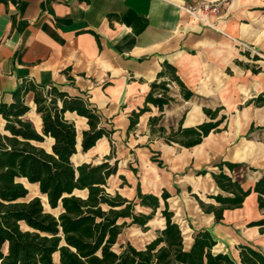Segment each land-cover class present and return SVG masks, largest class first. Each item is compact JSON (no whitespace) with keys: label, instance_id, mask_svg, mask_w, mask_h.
Returning a JSON list of instances; mask_svg holds the SVG:
<instances>
[{"label":"crops","instance_id":"0c3cea01","mask_svg":"<svg viewBox=\"0 0 264 264\" xmlns=\"http://www.w3.org/2000/svg\"><path fill=\"white\" fill-rule=\"evenodd\" d=\"M201 1L213 0H0V105L12 103V92L24 80L83 98L96 108L101 126L111 135L84 152L87 119L66 111L64 119L76 131L72 164L116 163L106 190L127 200L135 199L137 186L158 197L166 191L186 249L194 232L208 230L216 241L213 252L240 264L238 245L264 253V234L248 226L264 217L257 194L250 193L241 208L226 210L220 223L200 209L193 195L215 204L208 196L222 192L212 173L223 161L243 165L223 171L245 189L264 176V106L248 103L264 93V0H224L217 14H202L201 19L184 10ZM163 63L176 69L194 97L184 100L178 86L170 85L173 101L163 111L148 105L149 111L128 131L129 115L144 106ZM24 100L29 108L24 119L42 134L34 93ZM203 108H221L226 128L194 147L167 144L150 133L149 119L155 116H161L168 131L181 119L183 127L209 121ZM4 125L0 115V133H5ZM53 143L44 136L39 145L51 152ZM21 181L28 189L24 201L38 197L47 212H61L49 207L38 184ZM74 194L85 197L87 192ZM162 209L160 199L146 230L124 227L113 249L119 252L128 243L143 249L164 228ZM136 211L148 214L150 209L136 206ZM53 261L58 264L57 253Z\"/></svg>","mask_w":264,"mask_h":264},{"label":"trees","instance_id":"16d2710c","mask_svg":"<svg viewBox=\"0 0 264 264\" xmlns=\"http://www.w3.org/2000/svg\"><path fill=\"white\" fill-rule=\"evenodd\" d=\"M252 71L258 73L260 70ZM172 84L178 86L184 100L194 97L176 69L163 63L150 85L144 106L129 115L128 131L149 111L148 105L163 111L173 101L169 89ZM30 91L34 93L36 112L42 119V134L24 119L29 110L24 96ZM248 103L264 106V93ZM66 111L87 119L89 128L83 132L81 143L84 152L101 137H110L111 131L101 126L96 108L83 98L69 96L54 86L43 87L24 80L12 92V103L0 105V115L5 122V133H0V264H54L56 253L58 264H236L227 254L213 252L216 241L208 230L194 232L191 246L185 248L182 231L169 210L166 191L158 197L142 193L137 186L135 199L127 200L106 190L108 178L116 174V163L111 165L104 161L75 167L71 156L76 153V131L74 124L64 119ZM203 111L209 121L183 127L181 119L177 128L169 131L160 123L161 116L151 117L150 133L167 144L194 147L211 132L226 128V115H219L221 108H203ZM44 136L54 140L51 152L39 145ZM242 166L227 161L217 164L219 171L212 173V178L224 194L208 196L215 204L205 203L193 195L200 209L212 214L216 223L222 221L226 210L241 208L252 192L257 194L258 209L264 211V176L253 187L245 189L239 179L223 171L227 168L233 172ZM23 179L38 184L49 207L52 210L60 208L61 212L57 216L47 212L38 197L24 201L28 189ZM83 190L87 192L85 197L74 194V191ZM160 199L163 200L164 228L143 249L128 243L119 252L115 251L113 246L124 227L138 225L146 230V224L160 208ZM136 206L148 208L150 212H137ZM248 226L258 227L264 234V217ZM237 250L240 264H264V253L252 246L241 244Z\"/></svg>","mask_w":264,"mask_h":264},{"label":"built area","instance_id":"2783aa9c","mask_svg":"<svg viewBox=\"0 0 264 264\" xmlns=\"http://www.w3.org/2000/svg\"><path fill=\"white\" fill-rule=\"evenodd\" d=\"M223 1L224 0L196 2L193 5L185 7L184 10L189 15L201 19L202 14H217Z\"/></svg>","mask_w":264,"mask_h":264},{"label":"rangeland","instance_id":"374dc122","mask_svg":"<svg viewBox=\"0 0 264 264\" xmlns=\"http://www.w3.org/2000/svg\"><path fill=\"white\" fill-rule=\"evenodd\" d=\"M45 210H47V208L45 207ZM57 211H54L53 213H56Z\"/></svg>","mask_w":264,"mask_h":264}]
</instances>
